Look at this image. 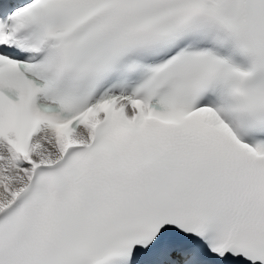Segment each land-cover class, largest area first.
I'll return each mask as SVG.
<instances>
[{
	"label": "snow or ice",
	"instance_id": "6c2138e0",
	"mask_svg": "<svg viewBox=\"0 0 264 264\" xmlns=\"http://www.w3.org/2000/svg\"><path fill=\"white\" fill-rule=\"evenodd\" d=\"M0 264H264V0H0Z\"/></svg>",
	"mask_w": 264,
	"mask_h": 264
}]
</instances>
